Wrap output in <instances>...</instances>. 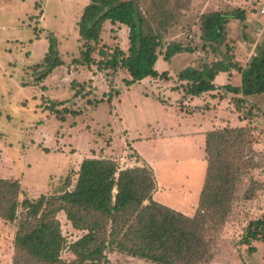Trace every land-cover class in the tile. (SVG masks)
<instances>
[{
	"label": "rangeland",
	"instance_id": "rangeland-1",
	"mask_svg": "<svg viewBox=\"0 0 264 264\" xmlns=\"http://www.w3.org/2000/svg\"><path fill=\"white\" fill-rule=\"evenodd\" d=\"M86 4L87 0H0V178L19 182V201L35 200L57 195L56 189L86 156H105L115 159L118 168L149 166L156 181L155 201L192 217L206 169L205 133L250 125L252 153L244 152L246 160L251 158L250 166L237 183L224 223L210 222L206 240L212 253L209 264H264V242L240 244L248 223L264 218V95L242 98L218 88L188 99L173 88V81L147 78L126 85L123 70L72 64L83 51L77 22ZM190 4L183 24L190 25L193 43L201 14L244 8L245 21L230 20L225 27L233 60L244 67L263 44L264 0ZM105 29V47L125 51V29ZM39 30L42 39H35ZM46 33L52 34L63 65L39 81L46 70L44 63L38 65L47 51ZM180 38L190 40L185 30ZM192 58L177 54L169 63L158 62L156 70L174 73ZM230 75L229 82L221 76L215 84L239 86L238 73L232 70ZM59 102L64 104L49 107ZM57 219L66 247L83 235L62 213ZM17 223L0 219V264L13 263ZM66 247L60 256L70 261L73 256ZM106 255L111 264H150L117 252Z\"/></svg>",
	"mask_w": 264,
	"mask_h": 264
},
{
	"label": "trees",
	"instance_id": "trees-1",
	"mask_svg": "<svg viewBox=\"0 0 264 264\" xmlns=\"http://www.w3.org/2000/svg\"><path fill=\"white\" fill-rule=\"evenodd\" d=\"M190 5V0H87L77 22L83 51L72 64L98 71L123 70L128 76L126 85L147 78L173 81V88L188 99H199L218 88L242 98L264 95V42L240 67L226 41V25L230 20L244 22V8L201 14L198 40L193 43L190 25L183 24ZM108 25L125 29V51L105 47L102 40ZM184 30L188 42L180 38ZM46 35L47 51L38 63H44L46 70L39 81L63 65L52 34ZM177 54L193 58L174 73L156 70L158 62L169 63ZM215 56L218 59L211 60ZM232 70L240 76L239 86L215 84L219 76L229 82ZM63 104L50 103L49 107ZM249 127L225 126L205 133L206 169L192 217L155 201L156 181L149 166L118 168L115 159L105 156L83 158L73 176L56 189L57 195H40L35 200L24 197L19 201V182L0 178V219L18 222L12 264H111L108 252L150 264H209L208 224L224 223L237 183L250 166L251 158L244 157L245 150L252 153L249 145L254 130ZM59 213L83 233L68 247ZM252 241L264 242V218L245 227L240 244ZM65 247L73 256L70 261L60 256Z\"/></svg>",
	"mask_w": 264,
	"mask_h": 264
},
{
	"label": "crops",
	"instance_id": "crops-1",
	"mask_svg": "<svg viewBox=\"0 0 264 264\" xmlns=\"http://www.w3.org/2000/svg\"><path fill=\"white\" fill-rule=\"evenodd\" d=\"M41 13H42V11H41ZM39 16V15H38ZM41 16V15H40ZM40 16H39V18H40ZM36 26H38V24H36ZM39 34H40V31L37 33V31L35 32V39H40L41 37L39 36ZM44 38V37H43ZM42 39V38H41ZM219 77H221V76H219ZM217 79V78H216ZM90 156H92V155H88V156H86V157H90Z\"/></svg>",
	"mask_w": 264,
	"mask_h": 264
}]
</instances>
